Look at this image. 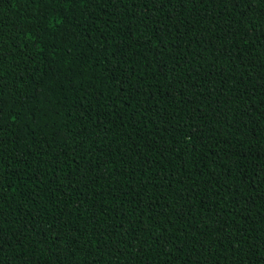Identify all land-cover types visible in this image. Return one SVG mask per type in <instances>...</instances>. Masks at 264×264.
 Listing matches in <instances>:
<instances>
[{"label":"trees","instance_id":"1","mask_svg":"<svg viewBox=\"0 0 264 264\" xmlns=\"http://www.w3.org/2000/svg\"><path fill=\"white\" fill-rule=\"evenodd\" d=\"M0 264H264V0H0Z\"/></svg>","mask_w":264,"mask_h":264}]
</instances>
